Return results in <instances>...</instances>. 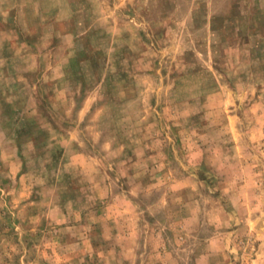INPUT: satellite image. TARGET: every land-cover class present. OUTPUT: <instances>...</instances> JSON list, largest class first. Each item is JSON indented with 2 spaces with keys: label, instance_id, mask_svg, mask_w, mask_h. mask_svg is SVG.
I'll return each mask as SVG.
<instances>
[{
  "label": "rangeland",
  "instance_id": "1",
  "mask_svg": "<svg viewBox=\"0 0 264 264\" xmlns=\"http://www.w3.org/2000/svg\"><path fill=\"white\" fill-rule=\"evenodd\" d=\"M0 264H264V0H0Z\"/></svg>",
  "mask_w": 264,
  "mask_h": 264
}]
</instances>
